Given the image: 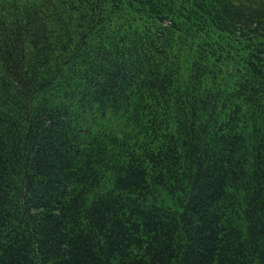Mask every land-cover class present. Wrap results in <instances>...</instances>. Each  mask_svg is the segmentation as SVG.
<instances>
[{"label": "trees", "instance_id": "1", "mask_svg": "<svg viewBox=\"0 0 264 264\" xmlns=\"http://www.w3.org/2000/svg\"><path fill=\"white\" fill-rule=\"evenodd\" d=\"M0 264H264V0H0Z\"/></svg>", "mask_w": 264, "mask_h": 264}]
</instances>
